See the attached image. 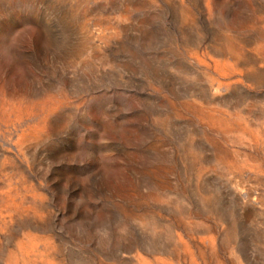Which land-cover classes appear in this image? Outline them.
Returning a JSON list of instances; mask_svg holds the SVG:
<instances>
[{
  "label": "rangeland",
  "instance_id": "rangeland-1",
  "mask_svg": "<svg viewBox=\"0 0 264 264\" xmlns=\"http://www.w3.org/2000/svg\"><path fill=\"white\" fill-rule=\"evenodd\" d=\"M0 264H264V0H0Z\"/></svg>",
  "mask_w": 264,
  "mask_h": 264
}]
</instances>
